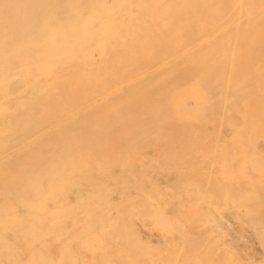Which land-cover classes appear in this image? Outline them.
<instances>
[{
    "label": "rangeland",
    "instance_id": "obj_1",
    "mask_svg": "<svg viewBox=\"0 0 264 264\" xmlns=\"http://www.w3.org/2000/svg\"><path fill=\"white\" fill-rule=\"evenodd\" d=\"M123 2L101 0L105 10L96 14L94 30L101 20L113 25L130 16L135 21L150 17L134 3L122 10ZM234 2L222 5L221 19L210 14L204 31L183 25L174 35L170 27L162 28L161 48L155 44L152 57L109 65L84 87L86 96H75L78 102L72 104L63 79L70 69H56L61 81L49 92L47 82L35 86L34 62H21L15 53L17 45L49 23L46 17L33 22V11L20 17L22 9L41 6L49 13L54 6L61 13L66 0H0V130L7 129L0 132V153L15 147L27 131L20 120L13 122V113L30 124H39L47 113L57 119L38 132L42 136L30 148L0 160V264H264V57L254 73H246L249 64L239 62V44L250 21L240 1ZM91 10L94 15L97 6ZM128 36L120 35L117 45L131 57ZM221 36L229 37L224 49L214 46ZM25 46L27 59L41 51L40 45ZM103 57L123 59L99 46L91 49L95 69ZM161 91L168 97L152 103ZM139 93L151 103L150 115L137 114ZM114 107L115 115L124 117L108 132L118 149L128 152L122 161L112 163L116 150L111 143L91 145V166L70 163L65 175L55 171L63 167L61 159L17 161L35 149L46 151L71 124ZM173 110L181 118L172 117ZM138 121L148 125L142 124L131 142L124 123ZM257 154L263 158L257 160ZM45 167L53 170V179L43 182L44 191L25 187L34 175L31 184L39 185ZM19 171L23 180L10 178ZM73 176L65 190L50 191L53 181L64 186Z\"/></svg>",
    "mask_w": 264,
    "mask_h": 264
},
{
    "label": "bare ground",
    "instance_id": "obj_2",
    "mask_svg": "<svg viewBox=\"0 0 264 264\" xmlns=\"http://www.w3.org/2000/svg\"><path fill=\"white\" fill-rule=\"evenodd\" d=\"M239 1L240 4H242L243 9L245 8L244 10L247 13L246 15L249 17L250 22L247 24L246 28L244 29V33L240 41V44L238 43L240 50L238 59L241 64L244 65L249 64V68H248L249 71H247L246 73H254L257 72V70L256 69L253 70V67L256 66L255 64L260 62V60L263 59L264 57V0H239ZM66 2L67 3H65V6L61 8V13L58 12V10L54 8V6L52 10L49 11V13L41 12V6L37 7L35 5L36 7L33 8L24 7L25 9H22V11L20 12L22 14L20 17L24 15L23 13L34 12L33 22H35L36 17H39L40 19H44L46 17L45 21L47 22L48 20L49 23H47V25H44L42 28H39V30L37 31L35 30L32 34H30L31 36L26 43L22 42L20 45H17L15 53L16 56L19 57V61L21 62H24L25 60L34 62L35 64L34 67L36 69H33V71L35 72L34 73L35 81H37L35 86L47 82L49 86V92L56 91V84H58V82L61 81V78L57 77L56 69L59 66L62 67L64 66L65 68L70 69L66 73V77L63 79L65 80V82L68 81V83L66 84L67 88L64 89V92L68 91L70 93V96L72 97V101H71L72 104H76L78 102L77 99L81 97V95L83 97L86 96L87 91L84 90L85 89L84 87L90 86L94 77L99 75L100 71L103 72L104 70L108 69L109 65L122 66L127 62H131L134 60L135 62H139L141 60H145L143 58L148 59L152 57V55H154V53L156 52V50L154 52V48H156L155 44H158L161 48V44H162L161 41L162 38L164 37L162 28L166 26L170 27L174 35H177L179 33L178 32L179 28L182 27L183 25L191 26V28H193V31H197V30L198 32L204 31L203 29H205L206 26L209 23H211L210 21H208V18H210L209 17L210 14H213L214 16L219 17L221 19L222 18L221 10H222V5L224 3L232 4V2H234L236 3L234 6H236L238 3L236 2V0H124L123 5L120 6L122 7V10L127 12V9H129L130 5L134 3V6L141 7L143 10L148 11L150 17L142 18V20L135 21L130 16L131 20L122 21V22L117 21V23L116 24L113 23V25L109 24V20H104V21L101 20L102 22L99 28L94 30L96 27L94 28L95 24L93 20L96 19V14L101 13L102 11L105 10V7L101 3V0L100 1L97 0V2L95 0H68V1L66 0ZM257 5L260 6L259 9L256 7ZM91 6H97V10L92 12V14L94 13V15H91V11H92ZM191 8H193L194 11ZM84 13L87 14L84 15ZM206 13H208V15H206ZM227 13L228 14L232 13L230 8L227 9ZM157 17L160 18V22L158 23L159 25L158 24L152 25V21L150 19ZM20 29L23 32L24 27H21ZM37 32L39 33L36 34ZM123 34H126L127 36L129 35L128 37H130L131 39L129 45L132 46L131 48H134L132 50L131 57H127V54H125L127 53V51H125L124 53V51L122 50L125 49L124 47L117 45L118 37ZM228 38L229 37L227 36L225 37L221 36L219 39L215 41L214 46L220 49H224L226 45L229 44ZM93 43L96 44L94 45V47H93ZM25 44L30 46L40 45L41 51L38 52L37 54L36 53L31 54L30 57L27 59L26 54L28 51L27 49L29 48L26 47ZM96 46H99V50L105 49L106 51L108 49L112 51V53H115L117 56L121 55L123 59L120 61H116V58H114L112 61H109L108 59H105L103 57V59L100 62L101 66L96 67L97 69H95L94 64L91 62L90 52L91 49L95 48ZM259 64H261V62ZM70 73L75 74L74 79H73V75L69 76ZM87 75L89 76L87 77ZM50 77L53 78L49 79ZM83 77H87V78L83 80L84 79ZM165 91L166 93L167 92L170 93L168 89H165ZM2 92H4V87H0V94ZM203 92L204 91H201L202 94ZM75 96L76 97L79 96V97L75 98ZM135 96L137 97L135 98V100L141 104L140 105L141 111L137 112V114L141 115L143 112L145 113L148 112V114L150 115L151 103L150 102L148 103V99L146 98L145 94L142 96V94L139 93L138 95L136 94ZM167 97L168 95L162 93V97L160 98V96H157L155 99H152V103L160 102V99L164 101ZM189 107L190 109H188L187 112L191 113L192 110L191 106ZM12 111L15 112L16 109L13 108ZM112 111L114 112L112 113ZM116 111L119 110L117 107H114L112 109H109L105 115H99V116L90 115L80 121L75 122L74 124H71L67 128L63 129V132L61 134L63 138H61V140H57L55 143L52 142V145L48 146L46 151L39 152V150L35 149L34 151L36 152H30L27 156H25L27 158L25 157L23 158L22 156L18 157L17 161L23 159L22 165H25L27 164V162H29L30 159L31 162L36 160V158H41L45 156L53 158L54 160L61 159L62 160L61 165L63 167L59 165L55 171H58L60 175L62 174L65 175L70 173V172L67 173L66 171L70 163L77 165V167L78 166L88 167L89 165L91 166V161H90L91 145H94L93 147L99 148L106 143L113 144L116 150L115 151L116 159L113 158L112 163L115 164L117 162L122 161L121 159H123L124 156L128 154V152L119 150L118 149L119 147H117L118 145L115 142V139L113 138L112 134L108 132V129L109 127H111L112 123L114 122L121 123L123 121L124 115L119 114L118 116H116L115 115ZM69 112H68V119L74 120L76 117V115L74 114V109L70 110ZM173 115L176 116V119L181 118V116L177 118L178 114L174 110L172 117ZM12 116H13V122L15 123L17 120H20L22 123L21 126L27 127V131H25V133L18 139V141L16 142L14 141L15 143H17L15 144L17 146V147L15 146L16 149L15 147H11L10 149L7 148L5 151H2L0 153V160L10 156L14 152V150L17 149L20 150L25 147L30 148L31 142H33L34 140L37 141L41 138L42 133L40 134L38 132H41L43 127H48L49 124L55 123L57 120L55 115L52 113H47L39 124L38 123L30 124L25 119L24 116L15 118L16 115H14V113L12 114ZM151 116L153 115L151 114ZM148 118L151 117L149 116ZM2 120L3 118H0L1 123ZM147 121L148 123L152 122L148 119ZM142 124H144L145 128L148 125L145 124V121H138V124L136 125H133L130 122L124 123V128L126 132L130 134L129 140L131 142L137 139L136 131L138 130L139 127L140 128L143 127ZM0 132L6 133L7 129L0 130ZM35 134H37L38 136ZM32 136H36V137L35 139L30 140ZM137 147H139V143L137 144ZM85 149H87V152L85 151ZM135 149L136 146L134 147V150ZM69 155L71 156V158L68 157ZM260 155L258 154L256 155L257 160H261V158H263L262 155L261 156ZM66 156L68 157L67 160L65 158ZM73 164H71L70 166H72ZM51 172L53 173V170H50L45 167V171H42V175H40L39 178L40 184L37 186L31 184V182L36 179V176L35 175L32 177L29 176L31 179L29 181H26L27 184L25 185V187L30 188L32 190L44 191L43 182L49 180V178L53 179V177L50 176ZM10 174L12 175L10 178L14 177L15 179L17 178V180L19 181L23 180L25 175L24 172L22 175L20 171L18 174L15 173H10ZM70 178L72 179L69 180V182H67V184L64 186H61V184L58 183L57 180L53 181L52 183L53 185L50 186L51 187L50 191H53V189L54 190L57 189V191L59 189L65 190V188L68 187L69 183L74 182L75 179L74 176ZM52 187L54 188L52 189ZM87 210L90 211L91 208L90 209L88 208ZM223 213L225 215V212ZM231 219L232 218H230V220ZM88 224L89 223L85 224L83 228H85ZM223 243H224V239H223Z\"/></svg>",
    "mask_w": 264,
    "mask_h": 264
}]
</instances>
